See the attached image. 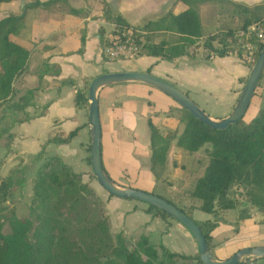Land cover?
<instances>
[{
  "label": "crops",
  "instance_id": "1",
  "mask_svg": "<svg viewBox=\"0 0 264 264\" xmlns=\"http://www.w3.org/2000/svg\"><path fill=\"white\" fill-rule=\"evenodd\" d=\"M35 1L42 3L49 0L0 2V19L11 14L21 15L24 13L22 27L12 39L26 47L29 50V56L25 67L12 82L14 98L17 99L28 89H33L35 92V97L24 108V111H21L27 116L23 121H13L18 118L17 114L4 109V105L0 106V127L6 124L5 126L9 128L6 133L0 136V182L11 179L13 185L12 194L3 205H6L8 209H14L17 217L22 218L28 214V202L32 193L31 179L39 165V162L34 159L35 155L48 137L55 132L67 135L77 129L76 134L69 142H49L46 145V150L49 154L59 155L75 172L81 174L84 182H89L94 188L104 201L112 235L122 234L129 247L135 246L140 236H147L151 243H162L173 252L189 256L195 255L198 253L197 244L181 223L173 218L164 220L152 216L146 212L147 204L144 202L110 196L96 178L91 177L92 169L87 161L90 143L88 110L76 107L75 94L78 89L84 87L87 80L91 81L95 76L105 72L147 71L177 86L191 98L193 94L197 96L201 94L198 97L201 98L202 103L212 104V107L207 108L208 110L204 109L210 116H226L234 107L250 70L238 56L232 53L233 51L218 56L213 52H208L203 47V41L209 35L227 32L237 26L240 30L241 7L261 5L264 4V0H204L191 4L182 0H57L47 6H29ZM207 3L218 4L216 7H207L208 13L216 14L219 11L220 13L230 12L232 15L223 22L220 28L216 26L218 22H214L213 28L205 32L199 10ZM104 4L120 14L126 23L124 25L128 24L134 27L142 26L150 20H156L164 13L177 14L188 7H193L200 16L202 36L189 47V50L193 52L191 56L184 54L172 60H164L155 56L141 55L134 58L136 59L134 62H112L113 64H110L102 54L103 38L112 23L117 22L105 18L103 15ZM233 24H236L235 27L231 26ZM175 38V35L168 31H159L157 35V39L172 40ZM198 45L204 48V52H197ZM80 48L81 51H79ZM229 55L242 63L243 67H239L236 64L238 62L235 63L233 59H228ZM161 63L165 64L161 65ZM228 67L232 70L226 74L223 68ZM68 80H72V82ZM224 93L227 96L226 102L221 105L218 101L223 98ZM257 93V101L262 98L264 100V86ZM255 97L256 89L251 101ZM219 105L222 106L221 109L218 107ZM170 107L173 105L168 102L167 108L160 107L159 110L153 112V117L150 116L149 107L146 111L135 109V112L125 111L116 116L104 117L105 134L100 117L102 164L107 173L108 170L114 169L112 159L114 152L112 153V151L116 147L118 137L124 141L129 140V142L138 139L137 143L140 149L143 147V150L145 148L147 151L149 147L150 157L147 121L151 119L159 127V124L154 120H162L166 125L169 117L167 118L165 114ZM127 130L131 132L130 135H127L126 132L123 133ZM133 132L136 134L135 136L132 134ZM9 133L12 136L8 137ZM104 138L106 148L103 147ZM122 146L120 145V147ZM140 149L138 150L139 156ZM169 152L159 180L155 179L150 170L149 160V170L153 176L136 179L140 185L115 182L179 200L181 208L192 210L194 219L214 218L213 214L198 209L200 201L195 197L192 196L193 199H189L183 193L177 190L172 192L167 188L169 182L173 183L172 178H169L167 174L175 172L176 169L171 166L170 171L168 170V167L174 165L176 160V158H169ZM206 165L207 162H199L198 175L193 180V187L195 180L203 174ZM184 180V184L192 182V179L188 177H184ZM144 185H147V188L140 187ZM171 188L178 189V186L173 183ZM237 208L223 209L217 212V217L221 220L211 232V243L213 244L211 250L218 259L228 258L243 247L264 245V222H261L260 217L256 220L257 215L251 212V209L249 218L239 219ZM257 214L260 213L257 212ZM252 226L253 230L258 227L256 231L245 233L248 231L247 228H252ZM2 230L4 233L10 231L8 223L4 224ZM242 236L251 238L248 244L240 243L245 240ZM240 239L243 240L239 241Z\"/></svg>",
  "mask_w": 264,
  "mask_h": 264
},
{
  "label": "trees",
  "instance_id": "2",
  "mask_svg": "<svg viewBox=\"0 0 264 264\" xmlns=\"http://www.w3.org/2000/svg\"><path fill=\"white\" fill-rule=\"evenodd\" d=\"M3 1L10 0H0ZM182 1L191 4L204 0ZM54 2L57 0L42 3L35 1L29 6H47ZM104 6L105 18L126 24L119 13L107 4ZM241 11L240 30H245L252 24L264 27V4L243 6ZM23 20L24 13L0 19V106L5 105L4 109L16 114L24 111L35 97L34 90L28 89L15 99L12 87L14 78L23 70L29 56V50L12 39L21 29ZM134 28L140 31L136 34V41L140 45L139 56L150 55L164 60H172L184 54L193 55L189 47L202 36L200 16L193 7L177 14L164 13L156 20ZM159 31H168L176 38L155 40ZM242 43L256 46V59L264 44V37L259 40L255 31L245 37L229 29L227 32L207 36L203 47L208 52L223 56L236 49L241 53L245 49ZM81 50L80 48L79 51ZM244 64L251 68L254 62ZM90 82L87 80L84 87L76 92V107L88 110L87 91ZM261 85L264 86V71L257 87ZM177 111L181 112V116L179 113L177 115ZM173 115L184 125L179 135L176 130L158 127L151 119L147 121L150 170L155 179L161 178L174 139L176 146L186 151H198L204 144L210 143L207 165L203 174L195 180L191 195L200 201L198 209L213 214L214 218L194 219L191 209H183L166 197L157 195L195 220L210 249L213 248L211 232L221 220L217 217V212L239 205L229 195L232 186L243 190L245 201L263 216L261 222H264V107L249 123H242L240 120L221 130L203 124L179 105L176 109L170 107L166 113L167 117ZM26 117L21 113L13 121H23ZM8 130L7 126L0 127V136ZM76 132L77 129L67 135L55 132L35 155L34 159L39 165L31 179L32 193L25 217H17L14 209L3 205L12 194V180L0 182V264H202L198 253L189 256L173 252L162 243H151L147 236H140L135 246L129 247L122 234L112 235L104 201L94 188L89 182H84L81 174L75 172L59 155L49 154L46 150L47 143H67ZM10 136L11 133L8 134ZM87 161L90 163L89 157ZM91 177L95 178L93 172ZM145 210L164 220L172 218L150 204H147ZM250 216L249 209L241 208L239 219ZM5 223L10 227L8 233L2 230ZM251 264H264V258Z\"/></svg>",
  "mask_w": 264,
  "mask_h": 264
},
{
  "label": "rangeland",
  "instance_id": "3",
  "mask_svg": "<svg viewBox=\"0 0 264 264\" xmlns=\"http://www.w3.org/2000/svg\"><path fill=\"white\" fill-rule=\"evenodd\" d=\"M218 4L216 3H207L203 5L202 9L200 11V15L202 18V24H203V31H208L210 28L212 29L214 26V22L217 23V27H221L223 25V22L226 21L232 13L230 12H223L220 13L219 11L215 13H208L207 7H216ZM220 7V6H219ZM218 7V8H219ZM236 24L231 25L232 27H235ZM262 27V26H261ZM264 28V27H263ZM234 33L237 34V31L239 30V26L231 29ZM239 33V31H238ZM155 40H158L156 37L154 38ZM198 53L204 52V48L201 46H197ZM228 59H233V61L236 63L238 62L235 60L233 57L228 56ZM110 64L112 62L115 63H122V62H134L136 59H116V60H109L107 59ZM113 64V63H112ZM165 64V63H161ZM239 67H243V64L238 62L236 63ZM231 68H223V71H225L226 74H229L231 72ZM250 70V68H249ZM218 73V72H217ZM226 81V80H223ZM177 87V86H176ZM263 85L256 87V97L250 102L244 116L241 119L242 123H249L253 117L258 115L259 111L264 107V100L263 98L259 101L258 100V93ZM178 88V87H177ZM198 96H201V94H198ZM197 95L193 94L192 95V100L203 110L207 108L212 107V104H204L201 102V98H199ZM222 99H219V103L222 105L224 102H226V94L224 93V96H222ZM224 99V100H223ZM257 101V102H256ZM98 102H99V111H100V117H101V122L103 125V132L105 134L106 130V125L104 122V117H111V116H116L119 113H123L125 111H132L135 112L136 110L139 111H146L149 107V113L150 116L153 117V112L159 110L160 107L162 108H167V103L171 102L173 105V108H177V103L170 98L168 95L164 94L163 92L157 90V89H149L147 86L142 85V84H136V83H127V84H117V85H112V86H107L104 87L98 95ZM118 102V104H116ZM213 103V102H212ZM5 106V105H4ZM219 108L222 106H218ZM170 109V108H169ZM221 109V108H220ZM204 110V111H206ZM137 112V111H136ZM169 112V110H168ZM181 116V112L177 111V115L179 114ZM21 113H18L17 116H20ZM166 116V114H165ZM167 117V116H166ZM168 118V117H167ZM157 124H159V127L162 129H170V130H176L177 135H179L182 130L184 125L177 120V117L173 115V117H169L166 125H164V121H157L154 120ZM4 124L3 126H5ZM126 132L127 135H130L131 132L123 131V133ZM134 136L136 135L134 132L132 133ZM138 138V136H137ZM138 140V139H137ZM136 141H131L129 140H123L121 137H118L116 139V147L112 151L114 152L113 156V161H114V169L108 170V173L110 177L114 181L122 182V183H127L132 185V183H136L137 185H140L139 181L137 182L136 179L140 178H148L153 176L152 173L149 170V147L146 151V149L143 147L140 149L139 144ZM120 145H123L120 147ZM173 146H170L169 148V158H176L174 165H170L168 167V170L170 171L171 166L176 168L175 172H169L167 176L169 178H172V181L175 186H178V189H172L171 186L173 185L172 182H169L167 184V188L171 190L172 192H175L176 190L178 192H181L184 194L185 197L189 199H193L191 192L193 190V180L197 177L198 173V167H199V162H207L208 160V150L211 148L210 143L204 144L198 151H186L184 149L179 148L176 146V139L172 141ZM106 140L104 138L103 140V147L106 148ZM140 149V156L138 153V150ZM105 150V149H104ZM148 155V156H147ZM142 158V159H141ZM147 158V159H145ZM141 159V160H138ZM184 177H188L192 179L191 184H184L185 180ZM143 187L144 189L147 188V185L140 186ZM135 188V187H134ZM140 189V188H139ZM229 195L231 198H234L237 203H239L238 208L236 209L237 211V216L239 214L240 216V210L241 208L245 209H251V212H254L255 215H257L256 220L260 217L261 221L263 219V216L261 214H257V210L255 208L250 207V205L245 201L244 199V193L243 190H239L238 187L232 186L229 191ZM105 198V197H104ZM170 201H172L176 205H180L179 200H175L173 198L167 197ZM180 207V206H179ZM186 210H189L186 209ZM239 218V217H238ZM250 226V225H249ZM239 228L240 226H236ZM8 229V227L6 226ZM252 228H247V232L245 233H253L256 231L258 227H255L256 229L253 230ZM245 230V229H244ZM244 241L240 243H247L249 239H251L248 236H242ZM240 239L239 241L243 240ZM248 247V246H247ZM246 259V257H244ZM245 264V263H242Z\"/></svg>",
  "mask_w": 264,
  "mask_h": 264
},
{
  "label": "water",
  "instance_id": "4",
  "mask_svg": "<svg viewBox=\"0 0 264 264\" xmlns=\"http://www.w3.org/2000/svg\"><path fill=\"white\" fill-rule=\"evenodd\" d=\"M264 71V44L251 66L248 77L232 110L223 117H212L184 91L172 83L147 71L105 72L95 76L88 86L89 159L92 172L99 184L112 196L132 199L153 205L181 223L193 236L202 264H251L264 258V245L243 247L230 257L218 259L209 248L200 226L183 210L155 193L116 183L102 164V133L99 116L98 92L106 86L122 83H140L157 89L172 98L179 106L189 111L197 120L213 129H225L238 123L244 116L259 79ZM246 257V259H244Z\"/></svg>",
  "mask_w": 264,
  "mask_h": 264
},
{
  "label": "built area",
  "instance_id": "5",
  "mask_svg": "<svg viewBox=\"0 0 264 264\" xmlns=\"http://www.w3.org/2000/svg\"><path fill=\"white\" fill-rule=\"evenodd\" d=\"M255 31L259 40L264 37V28L252 24L245 30H240L241 36L248 37L250 32ZM140 31L132 26L124 24L112 23L111 28L104 35L102 54L106 59H134L139 56L140 45L136 41V34ZM245 48L241 53L236 49L232 53L242 62H255L254 49L256 46L252 43H242Z\"/></svg>",
  "mask_w": 264,
  "mask_h": 264
}]
</instances>
